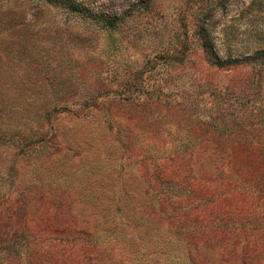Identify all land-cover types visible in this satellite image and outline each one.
Masks as SVG:
<instances>
[{"label":"rangeland","instance_id":"obj_1","mask_svg":"<svg viewBox=\"0 0 264 264\" xmlns=\"http://www.w3.org/2000/svg\"><path fill=\"white\" fill-rule=\"evenodd\" d=\"M76 1L0 0V264H264V0Z\"/></svg>","mask_w":264,"mask_h":264},{"label":"trees","instance_id":"obj_2","mask_svg":"<svg viewBox=\"0 0 264 264\" xmlns=\"http://www.w3.org/2000/svg\"><path fill=\"white\" fill-rule=\"evenodd\" d=\"M43 1H46L48 3H51V4H57V5H62V6H65L66 8H68V10L70 12H73V13H77V14H85L87 13V9H85L84 7H81L80 6V3L81 2H78L76 0H43ZM106 22L107 20L104 19ZM108 24V23H107ZM108 25L110 26H114L115 23L114 22H111L109 23ZM217 57V55H215ZM264 58V57H263ZM218 66L222 67V68H225V69H231L233 68L234 66H236V63L234 61H231V63L228 65V63H221V60L220 58L218 57V61L216 62ZM140 164H142L143 166H150V167H154L157 172L160 174V179L161 181H165L164 177H162L167 171H169V168H170V164L167 163V162H147V163H144L143 160L142 162H140ZM172 167V166H171ZM204 189L206 190V188L204 187ZM192 191V190H190ZM210 191V187H208V192ZM207 192V191H206ZM175 202L176 203H183L185 204V206H187V204L189 203L190 200H194L197 198V195L196 193H194L193 191L190 192V194H185V195H175Z\"/></svg>","mask_w":264,"mask_h":264}]
</instances>
